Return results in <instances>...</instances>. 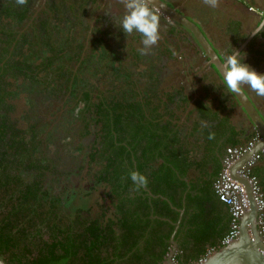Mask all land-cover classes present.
Segmentation results:
<instances>
[{
  "label": "trees",
  "instance_id": "16d2710c",
  "mask_svg": "<svg viewBox=\"0 0 264 264\" xmlns=\"http://www.w3.org/2000/svg\"><path fill=\"white\" fill-rule=\"evenodd\" d=\"M15 1L0 0V4L3 2L1 11L6 12L8 17L14 19V22L10 24H4L0 20V106L5 101L4 95L11 93L6 89L8 83L6 73L13 72L16 75L24 73L30 77L32 86L29 90L33 89L37 82L44 85L47 81L46 79L43 82L38 76L39 69L50 68L46 70V73L56 76L71 73V69L65 66V62L68 60L65 49L66 47L70 49L73 46L68 28L65 27L61 32H58L59 27L54 24L48 28L40 26L44 29L41 31V28L32 30L33 25L30 24L24 29V32L19 34L16 26L27 15L28 6H20V12H18L19 10H11V5ZM63 4L64 6L67 5L65 0H63ZM71 10H75V8ZM179 29L181 30V28ZM106 32L108 34L103 32L100 34L101 37H104L109 51H116V47L125 45H114L113 42H116L111 37L113 33L108 30ZM29 35H32V39L35 38V43L49 45L48 51L51 54L47 55L46 52L42 54L39 46L34 50V43L29 46L27 43L33 42ZM129 46H131L130 43ZM24 47L31 51L34 50V55L24 59L11 56L15 52L19 54L20 51L23 54ZM58 49L62 53L58 54ZM228 50L231 51L230 48ZM119 52L117 53L121 54L123 50L121 49ZM119 54L116 56L118 57ZM61 57L62 60L57 63V66H54V63ZM38 58L40 60L36 62ZM118 59L120 64L125 63L124 59L119 57ZM48 61L53 63L50 64ZM33 70H35V74L32 75ZM219 76L216 79L219 81V86H225L226 92L231 95L229 97L227 95L222 101H215V106L211 109L215 115L207 123L214 129L211 132L214 134V138L209 139L210 134L202 136L199 133L201 129L198 133L182 132L181 134L178 132V140L174 137L168 139L169 135H167L163 141H166L168 146L178 144V157L174 152H162L161 149H156L159 139L153 138L154 131L147 130L148 123L153 119L148 118V116L145 117L143 113L140 115L144 104L149 105L150 102H156L153 98L159 94L155 90L162 88L157 87L154 90L158 83L154 79L155 77H153L154 85L151 80L152 86L150 87L153 88H150L152 92L148 97L143 96L142 99L133 101L135 103L128 102V100L125 102L107 100V103L101 107L105 119L103 128H107L104 131L103 149L99 148L94 140H90L88 143L79 141L76 145V148L79 149L77 157L88 150L87 152L98 161V165L102 166V169L94 174V178L97 177L102 180L95 185L99 190H94L99 193L100 201L91 204L90 197L87 200L88 192L93 191L89 188L90 190H87L84 195L88 205L83 208L84 202H82L78 207L68 208L70 218L66 217V213L60 214L51 208L53 201L49 198L50 193L45 194L42 189L46 183L42 168L56 170L58 165L64 162L66 157L58 153V149H62L67 140L60 142V147L52 155H49L50 149L47 145L44 146L43 138H38L36 134L39 132V127L45 126L43 123L48 122L46 119H40V126L35 123L23 129H18L13 123L7 125L5 119L1 121L0 255L12 264H163L162 260L171 245L170 235L174 229L175 221L179 217V208L184 205L185 215L188 210L187 207L191 203V190L186 195L187 186L192 182L191 179L194 180L195 185L198 180H201V185L196 189L194 197H205L204 191H206L208 193L206 200H212L213 192L216 194L213 182L222 168L226 148L244 144L255 135V133L248 132L245 134V141L241 142L238 135L239 131L229 123L230 118L235 114L237 115L236 105L239 104V101L233 92L227 88L224 78L220 74ZM134 77L133 73L126 74L122 80L123 86L120 87L135 83ZM69 78L72 81L75 80L74 75ZM166 78L169 81V75ZM179 84V86H183L181 83ZM141 87L148 86L142 84ZM181 87H178L180 90L178 91V105L182 106L183 109L192 95L182 93ZM84 94L88 96L89 92L84 91ZM141 103L142 106H140ZM195 103L198 104V110ZM201 103H205V101L196 97L193 100L191 111L195 107L197 111L204 114V109L207 108L203 107ZM84 108L85 106L81 110L82 114H84ZM69 110L71 108H65L63 114H69ZM205 116L202 115L203 120ZM62 118L67 119L64 115ZM69 121L72 124V118ZM201 121L202 119L199 118L198 124L202 125ZM226 122L229 124L222 127L225 129L224 132L222 130V134H217L219 127H221L218 124H225ZM209 125L208 127H210ZM61 127H65L63 123ZM243 127L240 128V134L243 132ZM89 130L88 126H84L80 129V133L83 134ZM25 132L28 133L27 139L23 138ZM220 138H222V143H219L216 149L221 151V154L218 155L215 146ZM122 141H126V143H122ZM5 144L7 146L4 147ZM9 149L17 151V157L11 158ZM208 153L211 154V158L205 156ZM156 155H162L167 164L166 167L158 165L152 168L156 174L161 175L163 168L174 173V167L178 163V191H169L159 181L156 183L148 181L151 175L148 178L145 170ZM220 156L222 157L218 159ZM133 160L136 171L147 178V187L152 193L162 194L168 200L160 197V195L149 199L142 187L137 190L130 179V172L134 171ZM104 162L114 163V168L117 171L114 180H112L113 175L108 174L109 181H104V174L101 173L106 172ZM204 164L214 167L212 174H207V170L201 169ZM81 166L85 167V164ZM205 168L204 166L203 169ZM157 178L158 176L155 179ZM190 225L196 224L190 223ZM183 234V242L178 247L174 258L180 264H191L192 261L200 257L199 255L203 250L207 251V246L201 247V242L198 240V237L202 235L201 233H197L191 244H189L187 237L192 233ZM174 238L178 241V228ZM199 248L201 250L199 254H196L195 251ZM180 249L181 252H179Z\"/></svg>",
  "mask_w": 264,
  "mask_h": 264
},
{
  "label": "flooded vegetation",
  "instance_id": "af4514ba",
  "mask_svg": "<svg viewBox=\"0 0 264 264\" xmlns=\"http://www.w3.org/2000/svg\"><path fill=\"white\" fill-rule=\"evenodd\" d=\"M78 1L82 4L77 9L81 10L80 14L77 13L76 10H70L68 13H66V20L60 21V16L65 13L64 10H67L66 6L61 7L60 5L58 7H53L58 5L57 1L49 0V3L53 4V6H50L49 4V7L45 8V3L47 0H44V4L39 6H37L38 0H27V4H25L28 6L27 15L23 18V21L16 26L17 32L21 34L30 24L33 25L32 30L36 28L39 29L41 27L48 28L54 24H57L59 27L58 32H61L65 27H67L73 46L70 49L67 47L65 49L68 58V60L65 62V66L66 68L71 69V73H66V75L60 74L59 76H56L46 73V70L50 68L39 69L38 76L41 77L43 82H45L46 79L47 81L44 83V85L37 82V84L31 90H29L30 86H32L30 77L24 75V73H18L17 75L15 73L13 74V72L10 74L6 73V81L8 82L6 84V89L11 93L4 95L5 101L2 103V106H0V122L5 119L7 125L13 123L18 129L30 127L35 123H38L40 126V119H46L48 122L43 123L45 126H41V128L39 127V132L36 134L38 138H43L42 141L45 142V145H47L50 149L49 155H52L53 152L60 147V142L67 140L64 143L61 151V155L66 157L64 162L59 164L56 170L49 168L45 170V168H42L43 173H45L44 181L46 182L42 187V189L45 191L44 193L47 194L49 192L50 194H55L57 197L62 199L68 198L70 196V192L76 186H79L82 194L85 195L87 190H90L89 187L92 184L95 187L96 183H100L102 181L100 178H94V174L98 172V170L102 169V166L98 165V161H96L94 157L87 152L88 150L85 151L83 155H79L77 157L79 149L76 148V145L79 141L88 143L90 140H94L97 146L103 149L102 143L104 141V131L107 130V128H103L105 119L101 112V107L103 104L107 103V100L111 99L113 102H125L128 100V102H133L135 100L137 101V99H142L143 96L148 97L150 92H152V89L150 88H153L150 87L152 86L151 80L154 85L153 77H155L154 79L157 80L158 83L154 90L157 89V87L162 88L155 90L159 94L157 96L155 95L153 98L156 100V102H150L149 105L144 104V108L143 110L141 109L140 115L143 113L145 117L148 116V118L153 119L148 123L147 130L154 131L153 138L156 140L159 139L156 149H161L162 152H174L178 157V144L176 143L168 146L167 142L163 141V139L169 135L168 139L174 137L176 140H178V132L181 134L182 132L198 133L200 129L201 131L199 133L202 136H208V134L214 130L207 123V121H209L211 118L213 119V116L215 115L214 111L211 110L215 105H210L212 93L213 95H217L215 97L217 98V100H215L217 102L224 100L227 95L228 97L230 96V93L227 94L224 88L225 86H219V84L215 85L213 82H209L211 81L209 78L213 77L214 74H216V76L213 78L216 80L220 77L219 74L221 75V73L211 61H208L209 56L206 54V52H204V50H202L203 47H201L198 38L184 23L173 19L163 10H155L160 21V39L158 41L159 45H156L155 47L153 46L151 48H145L144 45H142V47L139 46L138 42L141 38L137 35V32L134 31L131 34H125L119 28L118 19L122 17V13H118V10H125L121 0H117L114 4L113 1L107 0V2H104V5H102L100 0ZM58 2L59 4H62L60 0H58ZM74 2H77V0ZM2 3L3 2L0 4V20L4 24L13 23L14 19L10 16L8 17L6 12L1 11V7H3ZM20 6L22 7L24 5H18L15 1L11 5V10H19ZM58 10H61V12ZM20 11L21 10L18 12ZM177 11L195 22L202 33L210 41V44H212L216 54L222 60H225V54H231V51L228 49L237 40L240 42H243L244 40L243 38L240 39V37L243 35L240 36L239 34V32H241L240 23L237 21L234 14L233 18H231L225 14H219L217 10ZM161 15L164 16L162 18V22ZM247 25H249L248 21ZM246 26L241 22V27L243 30H245ZM179 28H181V30ZM43 30L44 29L41 28V31ZM106 30L113 33L111 37L116 42H113L114 45L122 43L121 41H123L122 44H124V41H128L131 46L121 45L120 47L115 48L116 51H109V47L105 43L104 37H101L100 34L102 32L107 33ZM83 32H85V34ZM214 32L218 35H222L223 33L224 41H222V44L216 43L214 40L215 37L212 36ZM234 37L237 39L234 40ZM251 40H254V38H251ZM112 41H110V43H112ZM187 41H191L192 44L194 43V47L191 49V52L188 53L189 56L186 61L189 62L190 59L191 63L196 64V67L193 68V76H191V78L195 76L194 80L192 78V81H190V89L194 92V94L182 109V106L178 105V91H180L178 89V85H176V88H174L173 82L168 81L166 78L168 75L170 78V76L174 74L175 70H168L165 66V63H171L173 60H176L178 57V52H182L181 46L184 43H187ZM81 43L83 44L82 46L80 45ZM38 46L40 47L42 54L45 52L47 55L51 54L48 51L49 45L35 43L34 50ZM121 49L123 52L119 54ZM34 50L31 51L24 47L23 54L22 51H20L19 54H16L15 52L14 54H11V56H14L17 59H24L26 57L29 58L32 54L34 55ZM244 50V56L247 58L261 56L260 53L254 51L253 47L251 48L246 44H244ZM57 53L60 54L62 51L58 49ZM118 54L119 58L124 59V64H120V61L116 56ZM241 57H243V55ZM39 60L40 58H38L36 62H39ZM61 60L62 57L59 58L56 63H54V66H57V63ZM49 63L52 64L53 62ZM187 68L188 66H186V69ZM186 69L185 72L187 71ZM176 72L180 73L181 69L177 67ZM129 73L134 74V80H136V82L130 84V86L126 85L125 87L121 88L120 86L123 83H119L118 78L120 79L121 77L122 80H124L123 78ZM33 74H35V70H33L32 75ZM73 75L75 76L74 81L69 78ZM198 78L201 79L199 80ZM181 81L182 79L179 78V82L183 84ZM142 84H146L148 87H141ZM14 91L16 92L14 93ZM84 91H88L89 95L86 96ZM120 91L124 92V94H122ZM224 92L226 94H223ZM195 97H199L205 101V103H201L203 107L207 108L204 109V114L200 113V111H197V103H195L197 110L194 107V109L191 111ZM209 97L210 100L208 99ZM50 104H52V106H49ZM84 106V114H82L81 110ZM140 106H142V103ZM140 106L138 105V107ZM67 107L71 108V110H69V114H63L64 109ZM240 107L244 109L243 106ZM63 115L67 118L66 121H64L62 118ZM202 115H206L204 120ZM154 116H156V118H154ZM243 116L246 119L249 117H247L246 114ZM53 117L55 119H52ZM71 118L72 124L69 121ZM199 118L202 119V125H200V123L198 124ZM246 119L243 121L247 122ZM62 123L64 124L65 129L61 127ZM227 124L229 123L226 122L225 124H218L221 127H219L217 134H222V130L223 132L225 130L222 127H226ZM208 125L210 127H208ZM84 126H88V129L90 130L82 134L80 133V129H82ZM16 137L18 136L16 135ZM23 138H28L27 132H25V136ZM115 142L117 143V141ZM122 143H126V141H122ZM219 143H222V138L218 140V144L215 146V151L218 155L221 154V151H217L216 149L219 146ZM5 146H7V144H5L4 147ZM9 150L11 153V158L17 157V151H12V149ZM205 156L211 158L210 153ZM221 157L222 156L218 157V159ZM82 164H85V167H82ZM104 165L106 166V172L101 173L104 174V181H109L107 175L112 174L114 178V175L117 173V171L114 168V163L104 162ZM158 165H162L163 167L167 166L162 155H156V157L153 158V161L150 162V165L146 167L145 171L147 177L149 178V175H151L148 181L153 183L159 181V183L161 182L162 185L169 189V191H178V163L176 167H174V173L171 170H165V168H163L161 175L156 174L152 170V168ZM133 166L134 171H136L134 160ZM204 166L206 167L205 169H203ZM204 166L201 169L207 170L208 174H212L214 167L208 166V164H204ZM84 172L93 179L92 180L89 178L87 181V186L84 182L80 183V179L83 177ZM156 176H158L157 179H155ZM199 185H201V180H198L197 184L194 186L195 191H197L196 189L199 188ZM142 188L147 193L149 199L157 195L167 199V197L162 194L152 193V191L147 186ZM93 193L94 192L92 191L88 192L87 200ZM87 200L84 202L83 208H86L88 205ZM81 203L79 205H81ZM177 228L178 219L175 221L174 229L170 235V238L174 237ZM172 248L173 245H170V248L162 260L163 264H168L167 260L169 257H172L171 259L176 264H180L174 258V255L178 249V243L175 244L173 249ZM179 252H181V249Z\"/></svg>",
  "mask_w": 264,
  "mask_h": 264
},
{
  "label": "crops",
  "instance_id": "0c3cea01",
  "mask_svg": "<svg viewBox=\"0 0 264 264\" xmlns=\"http://www.w3.org/2000/svg\"><path fill=\"white\" fill-rule=\"evenodd\" d=\"M108 1H113L114 4L117 0ZM104 2H107V0H101L102 5H104ZM155 2H158V4L149 3V6L152 10H217L219 14H225L231 18H233L234 14L235 18L240 23L241 32H239L238 28L237 30L240 36L243 35V43L250 46L251 48L253 47L254 51L260 53L261 55L255 58H247L244 56L242 62L247 65L250 64L249 66L253 70H257V73L264 74V32H261L256 36H253L250 33L257 26L260 19H264V0H218V5L215 8L204 4L203 0H155ZM75 3L78 5V8L82 5L78 0ZM161 5H163V7H161ZM239 20L244 23L245 26L247 25V21L249 22V25L245 27V30L242 29L241 22ZM251 38H254V40H251ZM256 59H258V61H255ZM242 87L252 99V101H254L256 108L261 113V116L264 120V97L257 96L247 85H242ZM240 106V104L236 106L237 115L235 114L233 117H231L229 123L234 125L239 131L238 135L241 138V142L245 141V134L248 132L255 133L257 138L251 149L243 152L234 160L231 166V171L236 178L240 179L241 181H245L244 177L240 175L239 170L253 153L259 151L260 157L255 160L253 168L251 166V173L256 176L261 189L264 192V141H262L264 140V135L261 134L260 130L254 127L247 113ZM244 114H246L248 119L244 118ZM244 119H246L247 122H244ZM241 127H243V132L240 134ZM191 180L192 185L189 183L186 189V195L191 190V203L189 207H187L188 210L185 215L184 205L180 207L181 213L179 211L178 217V241L174 237L173 238L175 242L178 243V247H180V244L184 239L183 233H192L189 237H187L189 244H191V242L196 238L197 233H201V237H198V240L201 242V247L207 246V251L210 247H215V250H217L225 244L223 239L225 234L230 229L232 216L229 207L226 203L219 200L214 192L212 200H206L208 197V193L206 191H204L205 197L201 196V198H195L194 193H196V191L193 188L195 184L193 179ZM194 220L196 221L193 222ZM190 223H194L197 226L190 225ZM245 227L248 228L250 233H252L254 230H258L257 210L256 215H254L252 210L248 209L245 214L239 218L237 236L239 235L241 228ZM200 250L201 248L197 249L195 253L199 254ZM207 251L203 250V252H201L199 255V258H202Z\"/></svg>",
  "mask_w": 264,
  "mask_h": 264
},
{
  "label": "clouds",
  "instance_id": "9594fccd",
  "mask_svg": "<svg viewBox=\"0 0 264 264\" xmlns=\"http://www.w3.org/2000/svg\"><path fill=\"white\" fill-rule=\"evenodd\" d=\"M203 2L212 8L218 5V0H203ZM16 3L18 5H25L27 4V0H16ZM121 3L124 6L125 12L122 17L118 19L119 28L125 34H131L134 31L139 33L145 48H151L156 45L160 39V21L158 14L149 6L151 1L121 0ZM261 32H264V19H260L257 26L250 33L256 36ZM236 39L237 38L234 37V40ZM239 46L240 48L236 51V48ZM230 49L231 54H225V63L223 65L224 83L227 85V88L234 93H239L241 91V86L247 85L257 96L264 97V74L257 73L249 65L242 62L245 51L244 43L237 40ZM202 50L204 49L202 48ZM204 52L206 51L204 50ZM242 55L243 57H241ZM212 138H214V134L210 133L209 139ZM252 138H255L256 141L257 135ZM130 179L133 181L137 190L140 187H146L148 183L147 178L138 171H131Z\"/></svg>",
  "mask_w": 264,
  "mask_h": 264
},
{
  "label": "water",
  "instance_id": "95a60500",
  "mask_svg": "<svg viewBox=\"0 0 264 264\" xmlns=\"http://www.w3.org/2000/svg\"><path fill=\"white\" fill-rule=\"evenodd\" d=\"M151 3L158 4L155 0H148ZM163 7V5H161ZM173 19L178 20L179 22L184 23L187 27H189L195 36L198 38L201 46L207 52L209 56V60L211 61L220 71L222 77L223 76V65L225 60H222L215 52L212 44H210L207 37L202 33L200 28L195 24V22L191 19H188L183 14H181L177 10H163ZM240 48L237 47L236 51ZM237 99L240 102V105L244 107L248 116L253 122L254 127L261 131V134L264 135V120L256 108L254 101L248 96V94L243 90L241 86V91L239 93H234ZM264 141V140H262ZM245 179V178H244ZM252 197V196H250ZM249 210H252L254 215H256V204L252 200H250ZM181 213V208H179ZM171 244L173 248L175 247V240L170 238ZM172 248V249H173ZM264 242L262 241L261 235L258 230L252 231L250 233L248 228H241V231L238 236L233 238L231 242H227L222 245L217 250L209 253L207 256L197 259L191 264H264ZM168 264H176L170 257L168 258ZM0 264H12L2 257H0Z\"/></svg>",
  "mask_w": 264,
  "mask_h": 264
},
{
  "label": "built area",
  "instance_id": "2783aa9c",
  "mask_svg": "<svg viewBox=\"0 0 264 264\" xmlns=\"http://www.w3.org/2000/svg\"><path fill=\"white\" fill-rule=\"evenodd\" d=\"M254 143L255 138H251L242 146H228L222 168L213 182L218 198L228 205L232 216L230 229L224 236V242L232 240L238 234L239 218L249 209L251 198L256 204L258 232L264 242V194L258 179L251 173V166L260 157V152L253 153L239 170L240 175L249 183L250 190L231 171L234 160L251 149Z\"/></svg>",
  "mask_w": 264,
  "mask_h": 264
},
{
  "label": "rangeland",
  "instance_id": "374dc122",
  "mask_svg": "<svg viewBox=\"0 0 264 264\" xmlns=\"http://www.w3.org/2000/svg\"><path fill=\"white\" fill-rule=\"evenodd\" d=\"M57 1V6H60L61 5V7L62 6H64V4H63V0H60V2H62V4H59V2H58V0H56ZM66 1V3H67V5H65L66 6V8H67V10H64V12L65 13H63L61 16H60V21H65L66 20V13H68L71 9H74L75 8V10H76V12L77 13H79L80 14V12H81V10H77L78 9V5L74 2L75 0H65ZM101 1V0H100ZM41 3V4H40ZM42 4H44V0H38V3H37V6H39V5H42ZM49 4H50V6H52V4L51 3H49V0H47V2L45 3V8H48L49 7ZM58 11H61V10H58ZM62 12H63V10H62ZM124 12H125V10H118V13H122V15L124 14ZM164 16L163 15H161V22H162V18H163ZM166 18H169V17H166ZM165 23V22H164ZM84 34H85V32H83ZM214 34V35H213ZM212 34V36L213 37H215L214 38V40L216 41V43L217 44H222V41H224V39H223V33H222V35H218V34H216L215 32ZM137 35L138 36H140V40H139V42H138V44H139V46H141L142 47V37H141V35L139 34V33H137ZM160 36V35H159ZM29 38L30 39H32V35H29ZM234 39V38H233ZM32 43H27L29 46L30 45H32L33 43H34V45H35V38L34 39H32ZM121 41V40H120ZM122 43H123V41H121ZM191 42V41H190ZM189 41H187V43H184L182 46H181V48H182V52H178V57H177V59L176 60H173V62H168V63H165V66H166V68L168 69V70H170V69H173V70H175V72H174V74L173 75H171L170 76V78H172V79H170L169 78V81H171V82H173V86H174V88H176V85H178V87L180 88L181 86H179L180 84V82H179V78H181L182 79V81L181 82H183V87H181V91H182V93H185L186 95H193L194 94V92L190 89V87H191V84H190V81H192V78H193V80H194V77H192L191 78V76H193V68H195L196 67V64H194V63H191V60L189 59V62H187L186 60H187V58H188V53H190L191 52V49H193V44H192V42L190 43ZM122 43H119V44H117V45H120V44H122ZM124 44L125 45H127V46H129V43H128V41H124ZM156 45H159V42L156 44ZM156 45H154V47L156 46ZM153 47V46H152ZM233 48V47H232ZM234 49V48H233ZM198 55H199V53H198ZM182 56H183V58H182ZM201 60V59H200ZM199 61V60H198ZM90 62V61H89ZM90 64V63H89ZM190 64V65H189ZM250 65V64H249ZM186 66H188V68L186 69ZM177 67H179L180 69H181V72L179 73H177L176 72V68ZM93 69V68H92ZM185 69L187 70L186 72H185ZM256 72H257V70H255ZM214 76H216V74H214L213 75V77ZM189 77V78H188ZM213 77H211V78H209V80H211V81H209V82H213L215 85L219 82V81H217V80H215ZM118 78V77H117ZM176 78V79H175ZM124 79V78H123ZM118 80H119V82H122V78L120 77V79L118 78ZM178 80V81H177ZM174 82H176V83H174ZM219 84V83H218ZM224 91V90H223ZM198 92V91H197ZM227 94H228V92H227ZM217 95H213V93H212V95H211V98H212V102L210 101V105L212 106V105H214V102H215V100H217V98H215ZM209 100H210V97L208 98ZM49 106H52V104H50ZM53 113V112H52ZM64 121H66V119H64ZM247 142V141H246ZM246 142H244V144L246 143ZM244 144H239V145H237V146H242V145H244ZM44 146H45V143H44ZM61 151H62V149H58V153H61ZM89 178H91L92 179V177H90L87 173H83V177L80 179V183L81 182H84V183H86V186H87V181L89 180ZM93 180V179H92ZM92 180H91V182H92ZM112 180H114V178H112ZM105 183V182H104ZM90 189H93V191L92 192H94L93 194H91L89 197V201L91 202V204H93L94 202H96V201H100V195H99V193H97L96 191H94V190H97L98 189V187H94L93 186V184L89 187ZM97 193V194H96ZM102 196V195H101ZM88 197V196H87ZM49 198L53 201V205L51 206V208L54 210V211H56L57 213H66V217H68V218H70V214H69V212L67 211V209L68 208H75L76 206L78 207V205L81 203V202H85L86 201V198H84V195L82 194V191H81V189H80V187L79 186H76L71 192H70V196L68 197V198H66V199H62V198H60V197H57L55 194H49ZM215 250V247H210L209 248V250L206 252V254L203 256V257H205V256H207L209 253H211V252H213ZM0 257H2L1 255H0ZM3 258V257H2ZM172 258V257H171ZM4 259V258H3ZM6 260V259H5ZM7 261V260H6Z\"/></svg>",
  "mask_w": 264,
  "mask_h": 264
},
{
  "label": "bare ground",
  "instance_id": "6f19581e",
  "mask_svg": "<svg viewBox=\"0 0 264 264\" xmlns=\"http://www.w3.org/2000/svg\"><path fill=\"white\" fill-rule=\"evenodd\" d=\"M245 181H242L244 184H245V186H246V188L248 189V190H250L249 189V183L247 182V180L246 179H244ZM251 200V199H250ZM231 242V241H230ZM263 251V253H264V249L262 250Z\"/></svg>",
  "mask_w": 264,
  "mask_h": 264
}]
</instances>
